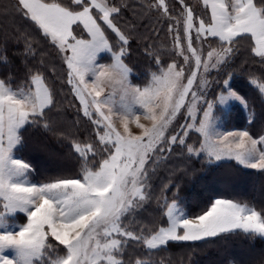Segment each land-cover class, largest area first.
<instances>
[{"label":"snow or ice","instance_id":"snow-or-ice-1","mask_svg":"<svg viewBox=\"0 0 264 264\" xmlns=\"http://www.w3.org/2000/svg\"><path fill=\"white\" fill-rule=\"evenodd\" d=\"M202 3L207 22L185 0H177L176 15L167 0L148 5L163 17L172 34L173 54L182 59L179 65L174 59L165 66L153 57L158 70L140 87L131 84V70L124 63L129 35L116 23L126 5L113 0H14L13 13L63 61L66 83L82 115L94 125L95 142H73L84 162L76 176L29 181L31 166L16 157L14 149L22 143L21 130L26 126L42 124L49 129L56 89L39 66L27 68L23 85L14 87L13 80L0 78V264H145L127 256L129 241L156 250L169 242L206 241L237 232L264 238L262 211L220 198L190 216L175 199L169 203L164 197L166 226L146 229L125 223L150 198L149 173L158 166L157 157L170 153L174 145L183 146L189 158L205 152L215 160L234 159L247 168L264 170V134L224 129L212 114L217 103L247 106L230 83L231 73L223 80L224 92L218 99L206 98L207 74L229 66L243 39L249 40L250 54L262 69L249 73V83L264 98V0ZM106 30L114 34L111 39ZM17 39L35 55L32 32L17 33ZM213 40L219 42V50L209 47L205 53L203 46ZM102 54H108L111 62H102ZM109 83L118 84L129 102L113 104L115 89L105 94ZM181 109L187 113L181 117L184 123L177 121L170 133ZM190 132L198 134L199 147L186 143ZM89 159L96 161L95 170L88 167ZM17 213L24 214L26 222L16 223ZM60 246L63 255H50ZM251 264H264V251L255 254Z\"/></svg>","mask_w":264,"mask_h":264},{"label":"trees","instance_id":"trees-1","mask_svg":"<svg viewBox=\"0 0 264 264\" xmlns=\"http://www.w3.org/2000/svg\"><path fill=\"white\" fill-rule=\"evenodd\" d=\"M144 1L146 3L147 0ZM64 2L67 3V0ZM113 2L126 5L116 20L129 35V56L125 63L134 73L133 81L144 84L150 74L158 70L153 57H165L167 53L168 44H164L166 38L163 37L166 30L162 26L160 35L156 36L157 21L147 16L151 12L137 0ZM13 3L14 0H0V78L13 80L14 87L17 84L23 85L27 79V68L39 66L44 71L47 82L55 86L57 93L56 107L48 114L50 130L45 129L42 124L26 126V130H21L22 143L16 152L31 166L30 177L35 182L76 176L81 171L83 162L75 153L72 140L87 136L86 131H79L80 127L84 126L83 129L87 131L91 128L86 126L87 120L74 107L78 103L71 99L72 91L66 83L63 61L50 44L39 39L28 23L13 13ZM206 14L208 19L207 10ZM25 30L32 32L35 37V55L27 53L23 41L17 39V33ZM81 32L77 33L80 35ZM112 36L109 32L110 39ZM161 36L164 42L161 41ZM249 43L247 39L239 41L236 45L237 57L229 69L233 73L232 86L247 100L249 110L237 108L227 117L226 126L246 129L256 136L264 134V99L249 83V73L259 74L262 69L252 58ZM167 63L168 61L162 62L165 66ZM58 108L60 110L56 111ZM163 162L157 168L159 173H165ZM168 176L173 180H169ZM167 177L159 175L154 184L157 188H163L170 183L161 200L166 197L167 200L179 201L190 216L201 213L216 197L238 201L264 214V171L247 170L232 162L213 166L192 159L184 169L178 160L176 166H170ZM262 251L264 238L237 232L201 242L169 243L150 256H145L144 261L145 264H251L253 256Z\"/></svg>","mask_w":264,"mask_h":264},{"label":"rangeland","instance_id":"rangeland-1","mask_svg":"<svg viewBox=\"0 0 264 264\" xmlns=\"http://www.w3.org/2000/svg\"><path fill=\"white\" fill-rule=\"evenodd\" d=\"M137 1L142 3V4H144V5H146L147 8H148L147 11L151 12L150 15H147V16H151V19H154L155 22L157 21L155 23L156 24L155 25L156 26L155 27L156 36L160 35L161 28H163L162 26H164V29L166 30L165 36H163L164 38H166V42H164L165 40L163 39L162 36H161L162 37L161 41L164 42L165 45L168 44L167 53H166V55H164L165 57H161V56L157 55L159 57L160 61H161V64H162L163 61H168V63H171L175 59L177 61L178 65H179L181 63V59L182 58L174 56V54H173L172 34H170L168 32L167 25H166L163 17H161L155 10H150L149 7H148V5L150 3H155L156 0H147L146 3H145L144 0H137ZM185 2L187 4H189L194 9V12L196 13V15L198 17L204 18L206 20V22H207L206 9L203 6L202 0H185ZM167 3H168V6H169V9H170V12L173 15H176L180 11V9L178 7V4H177V0H167ZM151 19H149V20H151ZM165 26H166V28H165ZM80 31L81 30H79L77 32H80ZM107 31L110 32V30H107ZM80 35H86V34L81 32ZM85 38H87V37H85ZM194 47H200V45H197V44L194 43ZM203 47H204V52L206 53L209 50V47L216 48L217 50H219L220 45H219L218 41L213 40L210 45L206 43ZM170 56H171V58H170ZM102 57H103L102 62H104V63H110L111 62V58H110V56L108 54H102ZM236 57H237V54L235 53V55L233 56L229 66L221 67L219 72H217L216 70H212L211 72H209L207 74L206 78H207V80L210 83V86L206 90L207 91V97L206 98L208 100H216V99H218L220 93L224 92L223 80L228 78L227 74L231 72V71H229L230 66L233 64V62H235ZM162 58H164V59H162ZM108 59H110V61H107ZM124 63H125V61H124ZM129 69L131 70L130 67H129ZM184 72H185V77H186L188 75V73H189V68L186 67L184 69ZM153 73H156V72H153ZM153 73L150 74V76L148 77L147 82H145L144 84H140V83H136V82L133 81L134 73L131 70L130 75H129V80H130L132 85H138L140 87H143V86L147 85L150 82ZM232 74L233 73H231V75ZM199 79H200V74L198 73V81H199ZM232 81H233V76H232L231 82ZM68 86L71 89V86L70 85H68ZM253 87L256 88L254 85H253ZM113 89H115V93H114V96H113V104L119 105L121 103H128L129 102L128 98L123 95V93L121 91V88H120V86L118 84L109 83L108 86H107L105 94L107 95V93L113 91ZM234 90H236V89L234 88ZM226 94L227 93L225 92V95ZM71 99H75L76 100V102L78 104H76V106L74 105V107L80 111L79 101L77 100V98L74 96L73 93L71 94ZM113 104H109L108 107L109 108H113ZM237 108H241V109H243L245 111H248L249 110L248 102H247V106L241 105L239 102H235V101H229L226 105H221V104L217 103L214 106V108H213V113L212 114L216 118L217 124L220 125L221 127H223L224 129H228V130H233V129H235V130H246V129H240V128H229V127L226 126L227 117L229 116V114L235 112V110ZM58 110H60V108H58L56 111H58ZM105 111L107 112L108 108H106ZM113 111H115L114 108H113ZM81 115H82V112H81ZM186 115H187L186 111L184 109H181V113L177 116L176 120L172 122V125L169 126V130L168 131L170 133L172 132V129L175 128L176 125H177V121L179 123H181V124L184 123V120L181 117L182 116L186 117ZM84 118L87 120V125L86 126L87 127L90 126L91 129L87 128V129H89V131H87V130L83 129L84 126L80 127V125H79V127L81 128L79 131H86L85 134L87 136L85 138H83V139H77V138L73 139L72 143L74 141L75 142H83V141L95 142V134L92 131V129L94 128V125H92L91 122L88 121V119L86 117H84ZM197 119L199 120L200 117L198 116ZM113 120L116 123V126L118 128H120V124H119V122H118V120L116 119L115 116L113 117ZM141 122L142 123H147L146 121L143 120V118H142ZM177 130H179V129H177ZM133 131H136V129L134 127H133ZM90 137L94 138V139L91 140ZM186 143L193 144L196 147H199L198 134L195 133V132H190L189 133V137L186 140ZM18 146H17V148H18ZM16 149H14V155L16 157L20 158L18 156L17 152H16ZM192 159H194V160L198 159V160L203 161L204 164L213 165V166L220 165L222 163H230V162H232V163H235V164H237V165H239L242 168H245L247 170L261 171V172L264 171V170H261V169L247 168L244 165L239 164L234 159L223 158L221 160H215L214 158H209L207 153H205V152H202L198 157L189 158L188 154L183 149V146L174 145L173 146V150L170 153L166 152V153L163 154L162 157H157L158 166L160 164H162V162L164 161L163 163H165V173H161V171L159 173V171L157 169L158 166L157 165L153 166L154 173L153 172L149 173V175H150V180H149L150 198L140 208H138L134 214L129 215L128 217H126L125 218V223L129 224V226L133 227V228L144 227L146 229H153L155 227H164V226H166V216L164 215V199L161 200V197L163 195L165 187L162 188L160 186L159 188H157V187L154 186V184H155L156 180L159 178V175H161L162 178H166L167 177V172H168L170 166H176L177 163H178V160L181 162V165H182V167L184 169V168L188 167V161L191 162ZM167 162H169V163H167ZM88 167H90L93 170H95L96 161L89 159ZM161 170H162V167H161ZM169 177H171V176L167 177L169 180H173L172 178H169ZM28 180L31 181V182H35V181H33L31 179L30 174L28 175ZM51 180H53V179H51ZM51 180H49V181H51ZM160 180H162V179L160 178ZM49 181H44V182H39V183H45V182H49ZM36 183H38V182H36ZM162 189H163V191H162ZM176 193H177V191L174 192V194H176ZM217 198L228 199V198H225V197H216L215 199H217ZM229 200H232V199H229ZM171 201L172 200H168L169 203H171ZM232 201H234V200H232ZM176 202H177V204L180 207H182L180 205L179 201L176 200ZM234 202L240 203L238 201H234ZM240 204H242V203H240ZM242 205H245V204H242ZM163 220H165V222ZM14 221L16 223H24V222H26V218H25L24 214L17 213L15 215V217H14ZM161 221H163V222L160 223ZM9 222H13V220L10 219ZM51 239L52 238L49 237V240H51ZM209 239H212V238H209ZM176 242H180V241H176ZM197 242H201V241H197ZM169 243H175V242H169ZM183 243H192V242H183ZM62 247L63 246H60V248L55 249L53 253H50V255H53V256L55 254L63 255V252L61 251ZM163 247L164 246H162L161 248H163ZM161 248L156 249V250H148L142 244H139L136 241H129L128 242V247L126 249V254L133 261H135V260H143L144 261L145 260V258H144L145 256H150L152 252L158 251Z\"/></svg>","mask_w":264,"mask_h":264}]
</instances>
